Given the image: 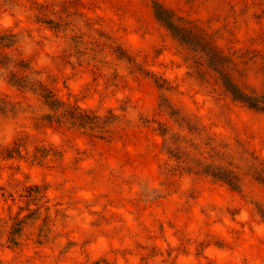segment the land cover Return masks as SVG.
<instances>
[{
    "label": "rangeland",
    "instance_id": "obj_1",
    "mask_svg": "<svg viewBox=\"0 0 264 264\" xmlns=\"http://www.w3.org/2000/svg\"><path fill=\"white\" fill-rule=\"evenodd\" d=\"M160 5L256 55L240 81L264 101V0H0V264H264V111L192 72ZM13 72L111 132L34 130L51 110Z\"/></svg>",
    "mask_w": 264,
    "mask_h": 264
},
{
    "label": "trees",
    "instance_id": "obj_2",
    "mask_svg": "<svg viewBox=\"0 0 264 264\" xmlns=\"http://www.w3.org/2000/svg\"><path fill=\"white\" fill-rule=\"evenodd\" d=\"M158 10H160V12H156V15H158L159 19L162 21L166 20L165 22L172 27V30H176V34H179L182 38L183 36L188 38V41L182 39V43L188 46L186 48L189 50V54H191V56L187 57V59L191 60L190 68H192V72L196 73L198 77H202L203 75L208 77L214 76L213 80L221 82L220 84L224 87V89L231 94L233 101H239L244 105H247L249 108L264 111V101L257 99V96L261 99L262 96H256V92L252 91V89H247V87L244 86V83L240 81V77H243L245 82L248 81V75L244 74L246 72L249 73L247 70L251 69L252 65L258 63V60L255 59L256 55H252V57L247 59V61L239 60L240 55L235 56V51L233 53L224 52V50L218 46L215 37L211 33H208V31L202 26L191 21L175 18L173 14L168 12L169 10L164 8L162 5L158 6ZM163 15L166 16L167 19H164ZM8 37H14V35H0V46L2 48H9L13 45L14 42L9 45L2 44L3 39ZM192 46H198L202 48V51L193 49ZM241 69L245 73H240L239 70ZM27 78V74L13 72L11 73L10 82L22 92L32 90V92L37 93L39 98L42 99V103L46 105L49 110H51V112H46L35 117L33 122L34 130L39 131L42 128H51L53 126L59 128L64 126L66 123H70L71 125L82 128L86 127L90 131L99 133V135H92V137L103 138L105 137V133L111 132L106 125V121L100 122V118L98 116H90L79 109L71 110L69 108H63V103H60L52 90L46 87V85H44L41 81L34 80L32 84L35 85V87H33V85L28 87L27 84L31 81ZM9 102L10 101L4 96L0 95V105H5ZM164 134L165 131H162V135ZM33 135L36 138V134ZM50 144L52 145V143ZM26 145V141H23V146ZM14 151L15 150L13 149H2V154L6 153L5 156L10 157V154ZM47 151H52V147L50 146ZM37 152H40L39 155L43 156V145H41L40 148H36V153ZM47 154L44 156H47ZM176 158L180 159L179 156ZM180 161L186 162L184 159H180ZM218 168L223 171L220 173L221 175L219 177H223L224 181L230 187L237 188L239 179L236 177L235 173L232 170H228L221 166H218ZM25 192L26 196L31 197L33 201H39L43 197V194L38 186L26 187ZM23 224V220L15 222V225H18L19 227H12V230L10 231L11 236L9 237V241L11 243H17V237L20 236L23 231Z\"/></svg>",
    "mask_w": 264,
    "mask_h": 264
}]
</instances>
